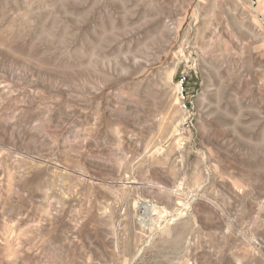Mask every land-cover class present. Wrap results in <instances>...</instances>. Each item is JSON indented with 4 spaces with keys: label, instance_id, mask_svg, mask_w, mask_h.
<instances>
[{
    "label": "rangeland",
    "instance_id": "rangeland-1",
    "mask_svg": "<svg viewBox=\"0 0 264 264\" xmlns=\"http://www.w3.org/2000/svg\"><path fill=\"white\" fill-rule=\"evenodd\" d=\"M0 264H264V0H0Z\"/></svg>",
    "mask_w": 264,
    "mask_h": 264
},
{
    "label": "built area",
    "instance_id": "built-area-1",
    "mask_svg": "<svg viewBox=\"0 0 264 264\" xmlns=\"http://www.w3.org/2000/svg\"><path fill=\"white\" fill-rule=\"evenodd\" d=\"M184 98H183L182 107H183V109H188V103H187V101Z\"/></svg>",
    "mask_w": 264,
    "mask_h": 264
}]
</instances>
